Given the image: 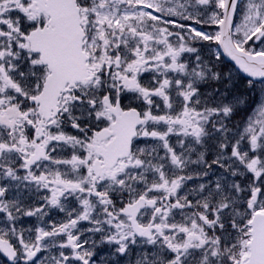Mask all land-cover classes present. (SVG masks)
Here are the masks:
<instances>
[{
  "label": "snow or ice",
  "instance_id": "obj_1",
  "mask_svg": "<svg viewBox=\"0 0 264 264\" xmlns=\"http://www.w3.org/2000/svg\"><path fill=\"white\" fill-rule=\"evenodd\" d=\"M257 83L264 0H0V264H264Z\"/></svg>",
  "mask_w": 264,
  "mask_h": 264
},
{
  "label": "rangeland",
  "instance_id": "obj_2",
  "mask_svg": "<svg viewBox=\"0 0 264 264\" xmlns=\"http://www.w3.org/2000/svg\"><path fill=\"white\" fill-rule=\"evenodd\" d=\"M205 29H206V30H211V29H208L207 27H206ZM225 64H226L228 67H230V68H234V66H232V65L229 64V63H226V62H225ZM236 71H237V70H236ZM237 73H238V71H237ZM238 76H239L240 79H244V78L240 75V73H238ZM240 79L237 80V90L240 91V92H244L245 89H246V84H245V83H240ZM250 95H251V101H252V107H253V108H255V107L258 106V102H259V101H264V94H262V93L260 92V85H259V83H257V89H256V91L250 93ZM22 226H23V227H29V226H30V225H29V220H28V218H25V219L23 220V222H22ZM1 259H2V258H1Z\"/></svg>",
  "mask_w": 264,
  "mask_h": 264
},
{
  "label": "flooded vegetation",
  "instance_id": "obj_3",
  "mask_svg": "<svg viewBox=\"0 0 264 264\" xmlns=\"http://www.w3.org/2000/svg\"><path fill=\"white\" fill-rule=\"evenodd\" d=\"M146 76H147V74H146ZM124 104H125V105L128 104V100H127V99L124 100ZM161 107H162V104H161ZM236 119L239 120L240 117H237ZM170 140H171V142H172L173 144H175V142H176V137L173 136V137L170 138ZM161 154H163L162 150H161ZM63 218H64V215H63L62 213H57V212L53 211V212L50 214V217H46L45 220H46V221H49V220L51 219L52 221L59 222V221L62 220ZM28 220H29V225H30L29 227H31V226H33V225H35V224L37 223V221L35 220V218H28Z\"/></svg>",
  "mask_w": 264,
  "mask_h": 264
},
{
  "label": "water",
  "instance_id": "obj_4",
  "mask_svg": "<svg viewBox=\"0 0 264 264\" xmlns=\"http://www.w3.org/2000/svg\"><path fill=\"white\" fill-rule=\"evenodd\" d=\"M225 62L231 64V62L227 61L226 58H225ZM231 65H232V64H231ZM232 66H233V65H232ZM237 71H238V70H237ZM240 75L243 77V74H242V73H240ZM243 78H244V77H243ZM244 79H246V78H244Z\"/></svg>",
  "mask_w": 264,
  "mask_h": 264
}]
</instances>
